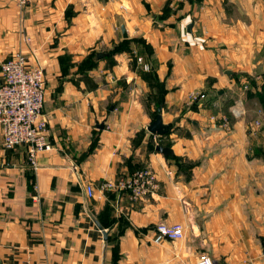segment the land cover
<instances>
[{"label":"crops","instance_id":"1","mask_svg":"<svg viewBox=\"0 0 264 264\" xmlns=\"http://www.w3.org/2000/svg\"><path fill=\"white\" fill-rule=\"evenodd\" d=\"M42 4L0 0V59L45 67L54 146L35 167L0 127V264H264V0ZM190 25L203 49L184 40ZM98 44L97 67H81ZM194 93L206 98L191 104ZM159 109L169 132L154 136ZM141 169L156 177L145 198L103 188ZM160 223L185 239L154 244Z\"/></svg>","mask_w":264,"mask_h":264},{"label":"built area","instance_id":"2","mask_svg":"<svg viewBox=\"0 0 264 264\" xmlns=\"http://www.w3.org/2000/svg\"><path fill=\"white\" fill-rule=\"evenodd\" d=\"M24 9L34 0H12ZM188 0H177L184 3ZM183 38L191 46L197 45L204 48L206 40L203 38H191L187 27H183ZM142 62V59H138ZM146 69L148 67L146 66ZM0 127L2 129L4 146L11 150L18 147H26L33 165L37 167L38 155L48 153L54 149L50 140L49 119L45 114L47 78L45 67L36 62L29 64L26 54L18 53L5 60L0 59ZM206 96L194 93L190 96V102L205 99ZM234 119H242L246 116V110L240 100L236 101L230 109ZM229 119L225 118L224 127L229 128ZM256 129L263 132L264 121L256 120ZM106 189H116L118 192H126L134 199H143L156 188V177L148 170L135 171L131 176L116 184H105ZM86 191L89 197L95 195L94 187L88 185ZM186 237V228L182 224L160 223L153 236V243L161 245L164 242L181 241ZM196 264H214L209 256L201 257Z\"/></svg>","mask_w":264,"mask_h":264},{"label":"water","instance_id":"3","mask_svg":"<svg viewBox=\"0 0 264 264\" xmlns=\"http://www.w3.org/2000/svg\"><path fill=\"white\" fill-rule=\"evenodd\" d=\"M122 32H123V36L124 38L128 37L127 31L125 27H122ZM188 32L192 33V25H190L188 27ZM105 55L102 53L98 54V58L101 59L103 58ZM115 107L112 106L110 107V111H114ZM97 128L99 130H104L106 128V122L103 121L101 123L97 124ZM148 132L154 136H163L166 135L169 132V127L167 125L164 124V120H163V116H162V109H159L157 111V117L155 120L152 121V123L148 126L147 128ZM156 151H158L159 153L165 155V156H170L172 154V150L168 147H163L161 145H157L156 146ZM100 229L103 231L104 233V237L105 239H107L108 237V232L105 231L102 227H100Z\"/></svg>","mask_w":264,"mask_h":264},{"label":"rangeland","instance_id":"4","mask_svg":"<svg viewBox=\"0 0 264 264\" xmlns=\"http://www.w3.org/2000/svg\"><path fill=\"white\" fill-rule=\"evenodd\" d=\"M37 1H41L43 4H44V1L45 0H34L29 6L31 7V6H33L34 5V3H37ZM189 1V0H188ZM50 3H53V6H54V1L53 2H50ZM89 3H90V0H89ZM184 3H186V2H184ZM42 4V5H43ZM181 4V3H180ZM183 4V3H182ZM255 4H257V3H255ZM132 43V42H131ZM131 43L130 44H128L125 40L124 41H122V42H120L119 44H117V47L120 49V47L121 48H124L125 50H129V48H130V45H131ZM133 46V45H132ZM135 47V46H134ZM138 47H139V49H140V51H139V53H140V55H144L145 56V53H146V45L145 44H143V43H141V44H138ZM102 50V49H101ZM100 50V45L98 44V45H95V49L93 50V51H91L90 53V55H89V57H87V58H85L84 60H80V61H82L83 63H82V66L81 67H92V68H95V67H97V65H98V60H97V53H98V51H100V52H102ZM105 51H107V49H105ZM104 51V53H106ZM139 66L143 69H145V71H147V72H150L151 70H150V68L148 67V69H146V65H145V63H144V61H142V62H140V64H139ZM138 66V67H139ZM81 69V68H80ZM191 104H192V102H190ZM163 244V243H162Z\"/></svg>","mask_w":264,"mask_h":264},{"label":"trees","instance_id":"5","mask_svg":"<svg viewBox=\"0 0 264 264\" xmlns=\"http://www.w3.org/2000/svg\"><path fill=\"white\" fill-rule=\"evenodd\" d=\"M123 50H125L124 48H121L120 47V49L117 47V46H115L114 47V49L112 50V52L114 51V52H121V51H123ZM97 58H98V54H97ZM88 68H92V67H88ZM172 156V155H171Z\"/></svg>","mask_w":264,"mask_h":264}]
</instances>
